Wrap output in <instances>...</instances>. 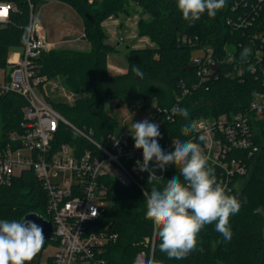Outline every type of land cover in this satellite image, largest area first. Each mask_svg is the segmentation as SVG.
<instances>
[{
  "label": "trees",
  "instance_id": "obj_1",
  "mask_svg": "<svg viewBox=\"0 0 264 264\" xmlns=\"http://www.w3.org/2000/svg\"><path fill=\"white\" fill-rule=\"evenodd\" d=\"M3 1V0H0ZM18 6L6 24L0 23V66H6L11 50L24 46L22 36L29 21L28 0H12ZM34 9L48 0H30ZM69 5L83 21V38L90 44L89 51L71 49H50L37 59V75L48 78L62 77L65 86L76 100L69 104L48 97V101L67 120L94 138L117 132L119 122L105 109L107 98L123 96L127 101L137 102L140 107L152 106L153 115L160 109L170 110L178 105L188 109L185 118L176 115L173 122L159 128L164 140L178 138L180 141L190 136L181 134L184 124L200 118H213L231 114L248 108L254 91H262L261 72H249L248 66L256 65V52H262L264 63V0H226V6L214 18L205 13L200 20L189 24L183 20L177 8V0H58ZM135 3L142 9L137 22L139 37H147L152 47L131 48L128 52V69L125 73L111 75L108 71V57L116 52L108 43V35L103 22L119 14L129 15V5ZM144 15L148 17L145 18ZM186 39V40H185ZM252 49L246 62L240 59L242 49ZM208 47L216 58L226 59L228 53L234 55V63L221 64L219 77L203 83L192 67V59L201 49ZM242 63L243 77H227L236 63ZM139 66L144 72L143 79L132 72ZM189 89L180 102L182 87ZM27 99L17 93L0 96L2 135L0 148L7 144L8 135L21 131L24 120L23 109ZM149 120V121H150ZM257 141L259 153L250 163V170L235 196L241 202L238 214L230 218L233 236L225 242L215 231V225H206L199 233V246L203 252L195 251L187 258L168 259L159 251L156 236L153 259L162 264H264V122L259 124ZM62 143L77 144L79 153L89 147L88 143L75 138L67 127H61L54 142V149ZM157 175V173H155ZM177 175L176 168L167 169L161 175L157 187H163L167 180ZM145 175L142 183L150 193L153 184ZM158 176V175H157ZM107 184V203L96 226L106 232L118 234L116 242L107 246V264H132L142 249L146 237L152 238L153 223L146 218L144 193L137 186L123 187L116 180L104 178ZM30 213L38 214L52 221L48 213V194L33 170H25L10 184L0 181V220H22ZM53 244L45 242L37 253L40 257L44 249Z\"/></svg>",
  "mask_w": 264,
  "mask_h": 264
},
{
  "label": "built area",
  "instance_id": "obj_2",
  "mask_svg": "<svg viewBox=\"0 0 264 264\" xmlns=\"http://www.w3.org/2000/svg\"><path fill=\"white\" fill-rule=\"evenodd\" d=\"M93 0H90L92 2ZM29 25L35 14L34 5L28 0ZM18 11L15 1H0V23L10 21L12 13ZM186 40V39H185ZM47 33L41 24L33 29L28 42L15 52L9 53L6 66H0V96L17 93L27 99L24 108V120L21 131L8 135V142L0 148V181L10 184L16 176L25 170H33L42 181L48 194V213L53 223L50 241L56 247L55 253L47 257L35 256L29 264H107L106 248L116 242L118 234L106 232L96 226L105 210L108 193L104 178L116 180L123 187L137 186L144 192L142 180L149 172H141L137 161L142 162V149L134 148L132 132H116L99 139L67 120L44 96L46 77L37 75V59L44 51L52 49ZM234 55L228 53L221 64L234 63ZM255 72H261L264 87V63L262 52L257 51ZM218 58L211 48L205 47L192 59V67L201 82L209 83L218 79L212 64L220 67ZM232 72L226 76L242 79V63L234 64ZM180 102L189 94V89L181 85ZM178 107V105L174 106ZM179 108V107H178ZM172 109H158L149 122L159 125L173 122L176 115ZM264 122V90L254 91L247 109L231 114H222L213 118H200L193 121L195 131L190 137L199 142L200 135L208 137V143H201L205 154L210 156L209 164L215 170L218 181L226 186L228 194L235 195L250 170L251 158L259 153L257 141L259 124ZM67 127L75 138L85 140L89 147L79 153L77 144L62 143L54 149V142L61 127ZM171 140L158 138L165 152L174 151ZM155 167L153 160L149 168ZM176 168L174 164L167 169ZM160 169L156 168L155 173ZM61 173H70L69 180L63 184L54 183ZM96 213L95 216L93 214ZM156 235L146 237L142 249L132 264H147L153 259Z\"/></svg>",
  "mask_w": 264,
  "mask_h": 264
},
{
  "label": "clouds",
  "instance_id": "obj_3",
  "mask_svg": "<svg viewBox=\"0 0 264 264\" xmlns=\"http://www.w3.org/2000/svg\"><path fill=\"white\" fill-rule=\"evenodd\" d=\"M177 8L183 20L190 25L200 20L206 13L214 18L218 11L226 6V0H177ZM22 36L24 43L40 21L32 17ZM252 55V49L245 46L240 59L246 62ZM249 72H255V66L249 64ZM132 72L143 79L144 72L139 66H133ZM172 113L186 120L189 111L186 108L173 107ZM195 131L192 122L181 127V134L190 136ZM134 148L142 149V162L137 161L141 172H149L148 183L153 184L146 197V218L154 225L155 235L159 240V251L168 259L181 260L195 251H204L199 246V233L206 225H215L225 242L233 236L230 218L239 213L242 205L235 195L228 194L226 186L218 181L215 170L209 164L210 156L205 154L201 143L207 144L206 135L199 136V142L192 139L173 142L174 151L165 152L158 142L161 133L159 125L148 119L132 123ZM155 161V167L149 164ZM174 164L177 175L157 187L161 178L155 174ZM39 216L38 214H36ZM96 213L93 214L95 216ZM43 229L30 220H0V264H29L45 244ZM147 264H162L149 259Z\"/></svg>",
  "mask_w": 264,
  "mask_h": 264
},
{
  "label": "rangeland",
  "instance_id": "obj_4",
  "mask_svg": "<svg viewBox=\"0 0 264 264\" xmlns=\"http://www.w3.org/2000/svg\"><path fill=\"white\" fill-rule=\"evenodd\" d=\"M129 15L119 14L118 17H111L103 22V28L108 35V43L116 48V52L110 54L111 62H115L123 71L128 66V52L131 48L147 47V44L141 42L138 36L137 22L142 15V9L135 3L129 5ZM36 16L43 25L48 39L53 42L52 49H71L77 50L78 47L70 43V38L84 36L83 21L79 14L75 12L69 5L58 0H48L44 4L39 5L35 10ZM147 18V15H144ZM123 26V28H122ZM151 42V41H150ZM84 49L81 51H89L90 44L84 41ZM152 43V42H151ZM153 44V43H152ZM130 48V49H128ZM17 49L11 50L9 53L15 52ZM79 50V49H78ZM196 54H200L196 52ZM108 61V71L111 75H117L115 69L112 67L114 64ZM43 93L48 101L54 99L56 101L66 102L69 104L74 103L76 94L71 92L64 84L62 77L58 76L54 79L48 78L43 88ZM49 102V101H48ZM106 111L115 117L119 122L117 132H132V123L142 121L145 119L150 120L153 112L152 106L140 107L137 102L127 101L123 96L119 98H107L105 103ZM24 112V109L22 110ZM2 135V117L0 113V137ZM70 173H61L57 178L51 177L54 183L63 184L64 181L69 180ZM110 203H106L107 208ZM56 247L49 244L42 252L43 257H47L55 253Z\"/></svg>",
  "mask_w": 264,
  "mask_h": 264
},
{
  "label": "water",
  "instance_id": "obj_5",
  "mask_svg": "<svg viewBox=\"0 0 264 264\" xmlns=\"http://www.w3.org/2000/svg\"><path fill=\"white\" fill-rule=\"evenodd\" d=\"M4 1H10V0H4ZM212 67L215 69V70H218V67L216 64H212ZM158 176H161L163 175V171H159L157 173ZM25 220H30V221H33L34 223H36L37 225L41 226L42 229H43V235L45 237V242H48L50 241L51 237H52V234H53V223L47 219H45L44 217L42 216H37L35 213H30V214H27L23 217ZM22 218V220H23Z\"/></svg>",
  "mask_w": 264,
  "mask_h": 264
},
{
  "label": "crops",
  "instance_id": "obj_6",
  "mask_svg": "<svg viewBox=\"0 0 264 264\" xmlns=\"http://www.w3.org/2000/svg\"><path fill=\"white\" fill-rule=\"evenodd\" d=\"M110 19H113L114 18H110ZM123 28V26H122ZM141 39V42H144L147 44V47H152L153 44L150 42L149 38L147 37H143V38H140ZM47 40L49 43L53 44V42H50L49 39H48V36H47ZM70 43L73 45H76L78 47V49H84V41H86L83 36H80V37H75V38H70ZM74 47V46H73ZM136 48H145V47H136ZM77 49V50H78ZM130 49V48H128ZM108 61H109V68H110V64L112 63L111 62V59H110V56L108 57ZM112 64H114L112 67L115 69L114 71H116L117 73L116 74H122V73H125L128 69V66H126V69H124L123 71H119L121 70L118 66H116L115 62H113Z\"/></svg>",
  "mask_w": 264,
  "mask_h": 264
}]
</instances>
